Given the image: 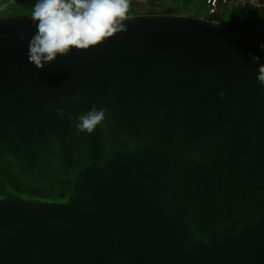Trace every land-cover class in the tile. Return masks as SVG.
<instances>
[{"label": "water", "instance_id": "95a60500", "mask_svg": "<svg viewBox=\"0 0 264 264\" xmlns=\"http://www.w3.org/2000/svg\"><path fill=\"white\" fill-rule=\"evenodd\" d=\"M125 27L37 69L30 15L0 16V264H264V40L174 13Z\"/></svg>", "mask_w": 264, "mask_h": 264}, {"label": "clouds", "instance_id": "9594fccd", "mask_svg": "<svg viewBox=\"0 0 264 264\" xmlns=\"http://www.w3.org/2000/svg\"><path fill=\"white\" fill-rule=\"evenodd\" d=\"M129 6L130 0H36L30 15L36 31L28 42L27 61L42 69L45 63L73 49L89 50L126 31ZM19 38L25 39L23 34ZM260 47L264 49V44ZM251 58L253 62L259 61V57ZM256 79L264 86V63L258 64ZM219 95L223 97L225 93ZM80 100L79 94L72 97L73 103ZM106 112V108L97 109L93 105L78 115L77 134H92L105 120ZM57 115L62 117L63 110L57 109Z\"/></svg>", "mask_w": 264, "mask_h": 264}, {"label": "rangeland", "instance_id": "374dc122", "mask_svg": "<svg viewBox=\"0 0 264 264\" xmlns=\"http://www.w3.org/2000/svg\"><path fill=\"white\" fill-rule=\"evenodd\" d=\"M10 0H0V7L2 2ZM130 0V8L134 11V14H157L163 11L164 9H170L172 13H179L181 15H189L192 17H200L203 14L204 3L203 0ZM247 9H240L236 5L234 7L233 16L238 20L247 19L246 17L250 16V13H246ZM151 12V13H148ZM230 17V7L220 5L218 7L217 15H213L211 22L217 23L219 25L226 26L227 20ZM208 20V17H204ZM258 23V22H257ZM260 24H264V21H259ZM247 29L244 27L241 28V32L251 35L252 33L246 32Z\"/></svg>", "mask_w": 264, "mask_h": 264}, {"label": "trees", "instance_id": "16d2710c", "mask_svg": "<svg viewBox=\"0 0 264 264\" xmlns=\"http://www.w3.org/2000/svg\"><path fill=\"white\" fill-rule=\"evenodd\" d=\"M35 3L36 0H10L7 2L3 1L0 7V16L23 15V14L31 15ZM228 7H230L231 9V14H230L231 16L229 17V20H227L226 26L233 28L236 32H241L242 27H244L245 29L250 28L251 22L249 17H246L247 19H242V21L235 20V18L233 17V12L235 10L234 2L233 4L228 5ZM244 8L247 9V6H245ZM160 13L166 14V13H172V11L166 8ZM246 13L247 14L249 13V8ZM129 14H134V11L130 7L128 9V15ZM211 18H209L208 20H211ZM251 37L264 40V27L261 28L259 31L253 32L251 34Z\"/></svg>", "mask_w": 264, "mask_h": 264}, {"label": "built area", "instance_id": "2783aa9c", "mask_svg": "<svg viewBox=\"0 0 264 264\" xmlns=\"http://www.w3.org/2000/svg\"><path fill=\"white\" fill-rule=\"evenodd\" d=\"M232 2H234V6L238 7H244L246 3H250L253 6L256 7H264V5H257L254 0H203L204 3V10L203 14L200 16L201 18L208 17L211 18L213 15L217 13L218 7L220 5L222 6H228Z\"/></svg>", "mask_w": 264, "mask_h": 264}, {"label": "crops", "instance_id": "0c3cea01", "mask_svg": "<svg viewBox=\"0 0 264 264\" xmlns=\"http://www.w3.org/2000/svg\"><path fill=\"white\" fill-rule=\"evenodd\" d=\"M254 2L257 5H259V4L264 5V0H254ZM157 3H159L158 0H157ZM231 4H233V2ZM247 5L250 6L249 7V13H250L249 19H250L251 25H250V28H248L246 32L253 33V32L259 31L261 28L264 27V24L259 23V21H261V20L264 21V7H256V6L252 7V5L250 3H246L245 6H247ZM244 7H238V8L244 9ZM217 12H218V10H217ZM176 14H179V13H176ZM230 14H231V9H230ZM215 15H217V13ZM242 19H240V20L238 19V21H242ZM235 20H237V19L235 18Z\"/></svg>", "mask_w": 264, "mask_h": 264}]
</instances>
